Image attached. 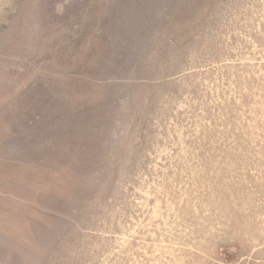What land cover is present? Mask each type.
<instances>
[{
  "label": "rangeland",
  "instance_id": "obj_1",
  "mask_svg": "<svg viewBox=\"0 0 264 264\" xmlns=\"http://www.w3.org/2000/svg\"><path fill=\"white\" fill-rule=\"evenodd\" d=\"M0 264H264V0H0Z\"/></svg>",
  "mask_w": 264,
  "mask_h": 264
}]
</instances>
